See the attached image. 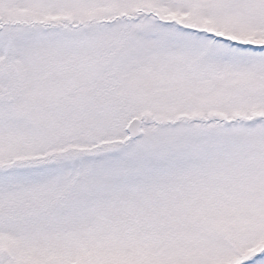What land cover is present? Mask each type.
Segmentation results:
<instances>
[{
    "label": "snow or ice",
    "instance_id": "1",
    "mask_svg": "<svg viewBox=\"0 0 264 264\" xmlns=\"http://www.w3.org/2000/svg\"><path fill=\"white\" fill-rule=\"evenodd\" d=\"M0 264H264V0H0Z\"/></svg>",
    "mask_w": 264,
    "mask_h": 264
}]
</instances>
